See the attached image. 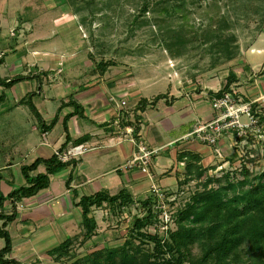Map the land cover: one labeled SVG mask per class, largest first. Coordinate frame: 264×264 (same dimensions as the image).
I'll use <instances>...</instances> for the list:
<instances>
[{"label": "crops", "instance_id": "1", "mask_svg": "<svg viewBox=\"0 0 264 264\" xmlns=\"http://www.w3.org/2000/svg\"><path fill=\"white\" fill-rule=\"evenodd\" d=\"M68 13L61 25L73 21L70 20L73 13ZM59 20L56 17L51 22L49 37L35 40L33 48L38 56L35 59L31 54L35 60L31 64L33 69H29V78L24 81L30 83V80L38 79V82L36 89L29 87L24 95L21 94L18 105L30 99L42 121L30 109L34 120L33 139L26 137L23 140L18 132L17 141L7 149L24 158L18 164L20 181L23 177V185H26L22 166L38 158H50L58 152L66 142L64 118L75 110L76 103L79 110L67 121L72 139L62 147L61 153V159L69 164L50 174L48 188L31 197L10 201L7 196L19 187L3 173L11 168L12 162L7 161L8 150L0 152V197L6 198L0 213H15V218L5 226L13 242L12 251L6 257L22 264H31L32 260L41 264L43 260L49 262L52 248L82 232V208L76 201L84 195L99 191L115 195L126 190L134 201L120 209L107 202L94 207L93 215L99 228L103 222L99 215L101 211L127 216L131 206H138L152 196L154 182L163 192H171L186 178L190 167L220 165L223 159L216 154L218 147L223 149L227 162L234 160L230 159L233 149L229 147L234 138L232 133L222 136L217 148L191 136L198 124L217 116L212 98L224 88L230 76L233 77L231 86L247 100L261 99L264 103V47L252 45L246 56L241 54L230 67L218 65L203 69L202 73L194 74L186 86H181L183 84L171 71L164 75L157 92L148 93L154 87L150 78L139 76L132 82L120 77L113 80L109 75L103 76V68L100 70L98 65L84 64L81 60L83 51L77 42L73 44L67 39L64 31L68 29L58 24ZM59 43L62 46L59 47ZM106 70L111 71L110 66ZM44 74L50 77V84L43 81ZM159 94L164 97L155 99ZM123 101H126L125 105ZM55 118L54 127L46 131L41 129L42 122L48 126ZM136 127L139 128L137 132ZM141 141L155 151L152 177L137 166H125L138 152ZM185 153L195 157H183ZM45 172L46 164L41 163L33 174ZM4 221L1 219L0 225ZM67 234L71 235L66 237ZM4 246L0 242V249Z\"/></svg>", "mask_w": 264, "mask_h": 264}, {"label": "rangeland", "instance_id": "2", "mask_svg": "<svg viewBox=\"0 0 264 264\" xmlns=\"http://www.w3.org/2000/svg\"><path fill=\"white\" fill-rule=\"evenodd\" d=\"M51 6L57 8L50 9ZM70 11L73 21L61 25ZM56 17L60 19L58 24L68 29L64 31L67 39L73 44L77 42L83 51L84 64L98 65L100 70L106 65L101 74L113 80L120 77L132 82L139 76L150 78L154 87L148 93L157 92L162 78L171 71L183 84L181 86H186L194 74L202 73L201 70L213 65L230 67L241 54L246 56L252 45L264 47V0H0V57L5 59L0 64L1 76L14 77L31 72L29 69H33L31 64L35 61L31 56L34 54L35 59L38 56L33 48L35 40L50 34L48 28ZM109 66L111 71L106 70ZM42 77L50 84V77L46 74ZM36 82L38 79L30 83L24 81L11 89H3L0 85V94H4V99L0 100V152L17 141L18 132L23 140L33 139L31 110L28 105H18L21 94L24 95L29 87L36 89ZM256 129L241 137L236 135L237 130L229 132L234 137L229 146L233 149L230 159L234 160L227 162L222 152L224 157L219 158L226 164L207 167L201 179L180 180L168 198L163 196V203H156L159 215L149 226V232L168 237V228L177 229L178 210L184 208L196 192L203 190L207 177L222 176L226 171L237 172L242 162H247L254 172L263 171L264 122H259ZM22 159L14 151H7V161L12 163L3 173L14 180L16 187L25 183L24 178L20 181L19 177L18 162ZM131 207L127 216L101 211L103 222L95 237L84 246L77 243L74 247L77 257L105 247L129 246L130 241L138 245L141 240L134 238L130 227L135 217L145 215L146 210L140 211L137 205ZM0 242L4 246L1 237ZM147 246L154 245L146 243L144 248ZM193 253L201 255L200 247L194 246ZM74 260L71 258L66 264ZM31 264L41 263L32 260ZM44 264L59 263L51 258Z\"/></svg>", "mask_w": 264, "mask_h": 264}, {"label": "trees", "instance_id": "3", "mask_svg": "<svg viewBox=\"0 0 264 264\" xmlns=\"http://www.w3.org/2000/svg\"><path fill=\"white\" fill-rule=\"evenodd\" d=\"M174 9L177 8L174 6ZM165 10L171 13L169 8ZM3 61L4 57H0V64ZM105 67L106 65L102 68ZM28 78L29 76L24 74L14 77L0 76V85L4 88H12L16 83ZM232 82L233 77L230 76L224 88L216 92L215 96H221L224 91L230 90ZM162 97H164L163 94H159L155 99ZM3 99L2 93L0 100ZM23 103L28 104L42 121L39 111L30 99L24 100ZM74 105L75 110L68 113L63 121L67 132L63 148L72 139L67 121L79 110L78 104L74 103ZM56 123L57 118L48 126L42 122L41 129L46 131L54 127ZM138 130L139 128L136 127L135 132ZM62 147L50 158H38L29 165H23L22 173L27 184L14 189L7 198L10 201H16L31 197L40 190L48 188L51 183L50 174L69 164V161L61 159ZM261 153L264 155V149ZM182 156L195 157L188 153ZM41 163L46 164L47 172L33 174ZM207 169L200 165L195 169L190 167L185 180H191L193 177L201 179ZM238 174L242 177H238ZM67 184L69 185V181ZM163 194L165 198H168L172 193L166 191ZM5 199L0 197L1 208ZM104 202L119 209L134 203L126 190H121L115 195L99 191L94 195L82 196L79 201H76V205L82 208V232L75 237L67 238L50 250V256L55 261L66 264L72 258L75 260L71 264H186V262L189 264H264V170L254 172L248 167L247 162H242L237 172L226 171L222 176L207 177L203 182V190L196 192L185 207L178 210L177 218H175L177 229L168 228V237H162L159 232L152 234L148 230L159 215V210L155 208L159 200L152 195L140 202L139 210H146V214L142 216L138 214L130 227L134 238L141 240L138 245L130 241L129 246L126 244L117 249L105 247L77 257L74 247L77 243L79 246H84L94 237L98 228L97 220L93 215L94 207L102 206ZM14 218L15 213L11 215L0 213V220L5 219L0 225V236L6 241L5 246L0 249V264H22L19 260L6 257L12 251L13 242L5 226ZM146 243H153L154 246L144 248ZM196 245L200 247L201 255L197 256L193 253V247Z\"/></svg>", "mask_w": 264, "mask_h": 264}, {"label": "built area", "instance_id": "4", "mask_svg": "<svg viewBox=\"0 0 264 264\" xmlns=\"http://www.w3.org/2000/svg\"><path fill=\"white\" fill-rule=\"evenodd\" d=\"M123 104L125 105L126 101H123ZM212 105L217 110V116L212 120L198 124L192 131L191 136L216 146V148L219 139L232 130H237L236 135L241 137L243 133L255 132L257 124L261 121L264 122V103L261 99L246 100L232 86L230 90L224 91L221 96L213 97ZM243 117H246L250 122L244 123ZM129 131L131 133L133 129H129ZM222 152L219 147L216 149V154L219 157H224ZM154 153V150L150 149L144 141H141L138 152L125 166L127 168L137 166L152 177ZM151 192L159 200L158 204L163 203V191L155 182L152 184Z\"/></svg>", "mask_w": 264, "mask_h": 264}]
</instances>
